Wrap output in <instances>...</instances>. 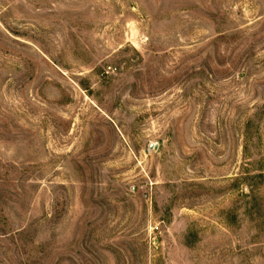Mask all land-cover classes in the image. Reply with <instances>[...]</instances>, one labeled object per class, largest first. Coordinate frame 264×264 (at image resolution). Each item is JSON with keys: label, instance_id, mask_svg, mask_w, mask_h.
Listing matches in <instances>:
<instances>
[{"label": "rangeland", "instance_id": "1", "mask_svg": "<svg viewBox=\"0 0 264 264\" xmlns=\"http://www.w3.org/2000/svg\"><path fill=\"white\" fill-rule=\"evenodd\" d=\"M0 264H264V0H0Z\"/></svg>", "mask_w": 264, "mask_h": 264}]
</instances>
